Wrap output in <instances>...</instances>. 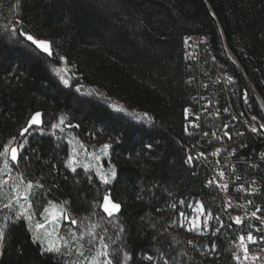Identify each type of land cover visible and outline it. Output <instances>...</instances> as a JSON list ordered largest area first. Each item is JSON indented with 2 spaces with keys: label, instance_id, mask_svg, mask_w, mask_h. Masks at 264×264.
<instances>
[{
  "label": "trees",
  "instance_id": "trees-1",
  "mask_svg": "<svg viewBox=\"0 0 264 264\" xmlns=\"http://www.w3.org/2000/svg\"><path fill=\"white\" fill-rule=\"evenodd\" d=\"M21 31L49 42L52 55ZM188 35L207 38L208 56L239 96L250 94V110L262 117L248 80L261 92L264 0H0V145L14 137L11 146L23 145L10 175L0 176L9 180L0 186V264H91L104 250L100 237H111L107 251L121 264H142L144 257L152 264H239V238L255 235L235 223L244 210L235 203L226 210L207 168L186 164L187 149H201L184 131V109L195 92L187 80L198 78L186 57ZM206 86L223 101L220 87L209 80ZM36 112L41 123L20 136ZM98 134L111 145L103 167L116 172L107 185L95 168L69 166L75 143ZM242 143L236 170L260 181L250 208L264 212V140L248 135ZM18 180L33 184L31 224L42 222L48 207H63L77 224L63 223L62 244L83 245L84 257L33 242L29 223L16 219L21 209L4 208ZM106 194L121 205L112 218L99 207ZM191 202L212 217L210 234L193 244L179 227Z\"/></svg>",
  "mask_w": 264,
  "mask_h": 264
},
{
  "label": "built area",
  "instance_id": "built-area-1",
  "mask_svg": "<svg viewBox=\"0 0 264 264\" xmlns=\"http://www.w3.org/2000/svg\"><path fill=\"white\" fill-rule=\"evenodd\" d=\"M187 37L190 38L191 51H186V57L196 65L198 78L187 80L195 88V92L184 109V131L189 137H197L201 147L195 152L191 151L192 164L207 168V182L221 195L225 209H231L233 203L242 208L244 212L237 214L238 217L242 216L241 223H245L255 233L253 237L256 238V243L247 239L242 242L241 237L239 238L240 245L244 243L243 247H248L251 244L256 250L247 248V258L245 253L241 254L237 257L238 263L264 264V212L260 206L250 208V198L262 189V184L255 176L242 179L236 170L235 161L240 149L246 148L242 141L248 135L264 140V78L260 80L261 92H254L252 87L254 98H258L259 109L262 110V117H255V111L250 110L252 97H245L243 94L239 96L233 89V81L229 75L220 66H216L212 56H208L207 38L195 35ZM245 76L248 80V75ZM208 80L213 87H220L225 93L223 101L211 96L212 92H207ZM248 82L250 84V80ZM238 103L241 107L237 110ZM204 123L215 127L209 132ZM253 127L257 131H253ZM203 146L204 150H210L202 151Z\"/></svg>",
  "mask_w": 264,
  "mask_h": 264
},
{
  "label": "snow or ice",
  "instance_id": "snow-or-ice-1",
  "mask_svg": "<svg viewBox=\"0 0 264 264\" xmlns=\"http://www.w3.org/2000/svg\"><path fill=\"white\" fill-rule=\"evenodd\" d=\"M20 35L23 36L27 41H30L31 44L35 45V47L44 53L48 54L49 56L52 55V52L50 50V44L49 42L45 40H40L37 38H34L30 34H26L25 32L21 31ZM64 84H68V81L61 77ZM79 91V89H77ZM41 113L36 112L29 120L27 126L23 128L20 132V136H23L25 133L29 131L30 128H32L33 125H39L41 123ZM63 123V120L60 121ZM56 125H53V128H55ZM253 131H257L255 127L252 129ZM227 134V133H226ZM16 141V138H12L7 144L0 145V158H2V165L3 167L0 168V176L2 175H10L12 172V167L10 165L15 164V162L20 158V152L19 149L23 147L22 144H17V146H11ZM109 145L105 144L104 148L107 149ZM189 162H191V157L188 158ZM73 161L69 160V166L71 167ZM73 171H75V168H72ZM87 170V168L85 169ZM116 175L115 168L111 170V176L108 174H104L100 176L101 181L104 184H109L111 182V178H114ZM9 183V180H0V186L6 185ZM36 187H42L39 183L36 185ZM33 189V184L31 182H24V181H17L12 184V197H14V200L10 197L8 202L4 204V208L11 209L13 207V203L17 205L21 211L17 212L16 219L17 220H24L29 223V231L33 232V242L40 244L42 249L47 252L56 253V254H62L61 248H66V250L71 253L73 251H76L77 254L80 257H84V251L82 250L83 245L80 246L79 249H72L68 248L66 245H59L57 246L54 244L49 237L52 235H56L57 239L60 238L59 232L56 231V228L58 225H60L62 222L67 221L71 225H76L77 221L66 213V211L63 209V207L59 208L58 213H52L51 216H44V222H37L34 224V226L31 224L32 220V213L30 211H27L28 209L32 208V201H31V190ZM101 211L103 214H106L107 217L112 218L115 216L116 213L120 211L121 205L119 203L113 202V200L110 198V195H105L99 205ZM45 212L48 210L45 209ZM48 222H51L52 229H48ZM236 224H240L241 220L237 218L235 220ZM183 226V225H181ZM35 229V230H33ZM43 230V232H41ZM191 230V229H189ZM123 229L120 228L117 231V236L120 232H122ZM4 238V232L3 229H0V240ZM106 239H111V237H100L99 243L101 247L104 249L103 251H97V254L95 257L92 258L91 264H121V258L116 257L115 252H108L107 249L109 245L105 242ZM243 242L245 237L240 238ZM247 240L251 243H256L257 240L254 238L251 234L247 236ZM89 244H92L95 246L96 241L90 240L88 242ZM46 245V246H45ZM119 251V250H117ZM245 252V258H247V252L248 249H244ZM101 257L104 258L103 261H101ZM123 260L129 259L127 255L122 257ZM151 259V257H149Z\"/></svg>",
  "mask_w": 264,
  "mask_h": 264
},
{
  "label": "rangeland",
  "instance_id": "rangeland-1",
  "mask_svg": "<svg viewBox=\"0 0 264 264\" xmlns=\"http://www.w3.org/2000/svg\"><path fill=\"white\" fill-rule=\"evenodd\" d=\"M238 49L240 51H243L242 47L240 46L238 47ZM105 144L109 145L107 149L104 148ZM110 147L111 145L109 139L102 134H98L95 139L86 138L82 141L75 143V150L72 161L73 163H78L83 167L95 168L100 176L104 174H108L109 176H111L112 166H109L108 168L103 167L104 160H106L109 156ZM120 162L126 163L124 159H120ZM47 210L48 211L44 213V216H51L52 213H58L59 207L50 206L47 208ZM187 212H189L190 214L184 213L181 215L179 227L185 232V237L187 241L190 244H193L195 240L207 237L210 234L212 217L208 212L203 209L200 203H189L187 206ZM44 216L42 218V222H44ZM237 218L241 220L242 216L236 217V219ZM64 222H62L56 228V231L59 232V234ZM48 229H52L51 222H48ZM41 232H43V230H41ZM49 239L57 246L62 244V239H57L55 234L49 237ZM242 244L243 245H240V253L238 256L244 254V249L247 248L243 247L245 246L244 243ZM152 263L153 262L150 259L146 257L142 258V264Z\"/></svg>",
  "mask_w": 264,
  "mask_h": 264
},
{
  "label": "bare ground",
  "instance_id": "bare-ground-1",
  "mask_svg": "<svg viewBox=\"0 0 264 264\" xmlns=\"http://www.w3.org/2000/svg\"><path fill=\"white\" fill-rule=\"evenodd\" d=\"M186 43L189 45V46H191V43H190V38H187L186 39ZM185 43V44H186ZM207 43H209V42H207ZM186 48H188L187 46H186ZM191 49V48H190ZM189 49V50H190ZM214 59V58H213ZM212 59V60H213ZM216 60V59H215ZM219 64V63H218ZM221 66V65H220ZM224 69V68H223ZM224 71V70H223ZM254 73V72H253ZM249 79V78H248ZM250 80V83H251V85H252V87L254 88V92H259V90L258 89H256V86L253 84V82L251 81V79H249ZM246 91V90H245ZM247 94H249V93H247ZM243 96H245V97H248V96H246V95H243ZM249 97H251L250 96V94H249ZM258 99V98H257ZM251 102V101H250ZM252 104V103H251ZM256 104V103H255ZM253 107V106H252ZM253 111V110H252ZM258 115V116H257ZM255 117H259V114H255ZM189 147V146H188ZM188 150V149H187ZM191 151V150H190ZM189 150L187 151V159H186V164L189 166V167H193V164H192V159H191V162H189V157H191L192 158V156H191V152H190Z\"/></svg>",
  "mask_w": 264,
  "mask_h": 264
}]
</instances>
